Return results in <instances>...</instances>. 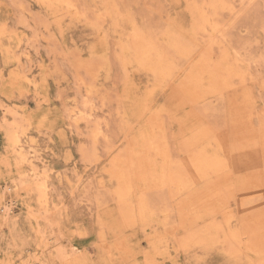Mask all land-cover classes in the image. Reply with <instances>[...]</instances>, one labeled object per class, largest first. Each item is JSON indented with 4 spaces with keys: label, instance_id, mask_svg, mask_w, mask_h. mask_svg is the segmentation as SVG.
Wrapping results in <instances>:
<instances>
[{
    "label": "rangeland",
    "instance_id": "obj_1",
    "mask_svg": "<svg viewBox=\"0 0 264 264\" xmlns=\"http://www.w3.org/2000/svg\"><path fill=\"white\" fill-rule=\"evenodd\" d=\"M38 246L264 264V0H0V264Z\"/></svg>",
    "mask_w": 264,
    "mask_h": 264
},
{
    "label": "bare ground",
    "instance_id": "obj_2",
    "mask_svg": "<svg viewBox=\"0 0 264 264\" xmlns=\"http://www.w3.org/2000/svg\"><path fill=\"white\" fill-rule=\"evenodd\" d=\"M76 10V9H75ZM209 19V18H208ZM82 118V117H81ZM80 118V119H81ZM83 119V118H82ZM105 120V119H104ZM16 141H18V137L15 138ZM16 141L15 144H16ZM210 162V161H209ZM206 163V162H204ZM203 163V164H204ZM210 164V163H208ZM1 210L3 212V215L5 218H10L11 217V211L12 209L11 208H6V207H1ZM4 221V220H3ZM48 248L46 249H43V248H40V246H38L36 249H35V254H33V256H31L30 258H28L24 264H50L49 263V259H48V252H47ZM77 250V249H76ZM54 259V258H53ZM52 259V260H53ZM22 260V259H21ZM55 262V261H54Z\"/></svg>",
    "mask_w": 264,
    "mask_h": 264
}]
</instances>
